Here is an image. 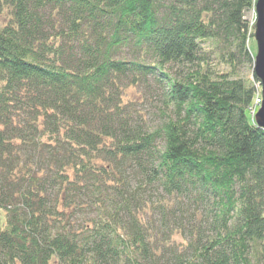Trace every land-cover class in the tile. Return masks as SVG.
<instances>
[{"label": "trees", "instance_id": "1", "mask_svg": "<svg viewBox=\"0 0 264 264\" xmlns=\"http://www.w3.org/2000/svg\"><path fill=\"white\" fill-rule=\"evenodd\" d=\"M256 0H0V264H264Z\"/></svg>", "mask_w": 264, "mask_h": 264}, {"label": "water", "instance_id": "2", "mask_svg": "<svg viewBox=\"0 0 264 264\" xmlns=\"http://www.w3.org/2000/svg\"><path fill=\"white\" fill-rule=\"evenodd\" d=\"M254 10L256 19L253 38L256 43V53L253 55V72L260 81L262 97L254 118L257 125L264 128V0H256Z\"/></svg>", "mask_w": 264, "mask_h": 264}, {"label": "rangeland", "instance_id": "3", "mask_svg": "<svg viewBox=\"0 0 264 264\" xmlns=\"http://www.w3.org/2000/svg\"><path fill=\"white\" fill-rule=\"evenodd\" d=\"M254 13H255V10H254ZM256 14V13H255ZM245 16L248 18V19H250L251 18V13L249 14V13H247V14H245ZM252 18H253V13H252ZM247 46H248V49L250 50V52L253 54V55H255V53H256V43H255V40H254V38L253 37H250V38H248V40H247ZM257 83H255V85H256ZM259 94V96H260V98H261V100H262V97H261V90H260V92L258 93ZM255 102V101H254ZM255 105V104H254ZM258 107H259V105H258ZM258 107H256V108H258ZM254 108V107H253ZM252 108V109H253ZM252 109H251V113H252Z\"/></svg>", "mask_w": 264, "mask_h": 264}, {"label": "built area", "instance_id": "4", "mask_svg": "<svg viewBox=\"0 0 264 264\" xmlns=\"http://www.w3.org/2000/svg\"><path fill=\"white\" fill-rule=\"evenodd\" d=\"M252 13H253V18H252ZM255 19H256V16H255L254 9H253L251 12V18L249 19L250 25L255 23ZM254 101H255L254 102L255 105H254V108L252 109V114H254V112L256 110V106L260 105V103H261V98H260L259 94H257V96H255Z\"/></svg>", "mask_w": 264, "mask_h": 264}, {"label": "bare ground", "instance_id": "5", "mask_svg": "<svg viewBox=\"0 0 264 264\" xmlns=\"http://www.w3.org/2000/svg\"><path fill=\"white\" fill-rule=\"evenodd\" d=\"M252 26V24L250 25V23H249V27H251ZM257 84H256V89H258L257 90V92H256V94H255V96H257V94L260 92V90H261V85H260V81L258 80V82H256ZM256 107H258V106H256ZM257 111V108H256V110H255V112ZM255 112H254V114H255Z\"/></svg>", "mask_w": 264, "mask_h": 264}]
</instances>
